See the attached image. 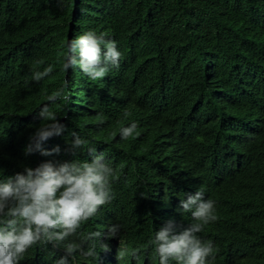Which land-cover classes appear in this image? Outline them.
<instances>
[{
    "label": "trees",
    "instance_id": "1",
    "mask_svg": "<svg viewBox=\"0 0 264 264\" xmlns=\"http://www.w3.org/2000/svg\"><path fill=\"white\" fill-rule=\"evenodd\" d=\"M88 31L121 53L98 81L62 71L68 42ZM65 81L69 99L49 102ZM45 104L66 130L42 148L60 153L26 156ZM133 122L139 135L121 139ZM72 133L87 142L75 157ZM89 148L115 169L114 198L71 239L121 229L102 239L109 251L96 241V256L70 264H159L149 241L170 220L177 233L193 223L180 201L198 189L215 203L217 220L198 234L217 249L213 264H264V0H0V181L48 161L91 162ZM62 255L38 244L20 264Z\"/></svg>",
    "mask_w": 264,
    "mask_h": 264
},
{
    "label": "clouds",
    "instance_id": "2",
    "mask_svg": "<svg viewBox=\"0 0 264 264\" xmlns=\"http://www.w3.org/2000/svg\"><path fill=\"white\" fill-rule=\"evenodd\" d=\"M121 53L115 40L106 39L104 34L93 31L72 39L63 55L62 71L80 69L90 80L98 81L106 77L112 69H119ZM53 71L48 66L43 72H35L33 80L41 81ZM64 86L47 96L55 103L63 99ZM126 117L128 113L124 114ZM39 117L46 123L35 131L25 149V155L39 152L42 156L58 155L60 148L44 150L42 144L53 137L60 136L66 129L58 122L57 115L48 104L40 108ZM139 135L137 124L121 128V139L127 140ZM74 140L69 151L75 157L87 143L80 135L72 133ZM91 162L74 159L71 162H44L35 169L26 167L22 173L0 181V264H20L25 253L38 244L51 245L55 249L63 247L62 255L56 264H70L77 252L84 257H94L96 241L105 252L107 243L119 237L121 226L112 224L106 232H90L84 240L77 242L76 237L81 226L91 220L114 196L112 181L115 169L106 161L103 153L97 155L89 148ZM205 193L198 189L194 195L180 201L183 213H191L193 223L177 233L174 221H168L154 238L149 241L159 256V264H213L217 249L211 240L204 241L198 235L205 227L217 220L215 203L205 200ZM85 241L92 244L85 249ZM119 255L123 257L124 251ZM136 256V252H133Z\"/></svg>",
    "mask_w": 264,
    "mask_h": 264
},
{
    "label": "bare ground",
    "instance_id": "3",
    "mask_svg": "<svg viewBox=\"0 0 264 264\" xmlns=\"http://www.w3.org/2000/svg\"><path fill=\"white\" fill-rule=\"evenodd\" d=\"M151 119V118H150ZM154 122H155V120H154ZM175 146H177V145H175Z\"/></svg>",
    "mask_w": 264,
    "mask_h": 264
}]
</instances>
